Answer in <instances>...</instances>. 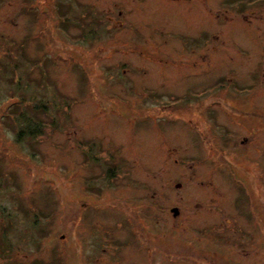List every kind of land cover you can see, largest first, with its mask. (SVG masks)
I'll list each match as a JSON object with an SVG mask.
<instances>
[{"label": "rangeland", "instance_id": "obj_1", "mask_svg": "<svg viewBox=\"0 0 264 264\" xmlns=\"http://www.w3.org/2000/svg\"><path fill=\"white\" fill-rule=\"evenodd\" d=\"M197 35L179 1L0 0V264H264V169L218 105L264 50Z\"/></svg>", "mask_w": 264, "mask_h": 264}, {"label": "flooded vegetation", "instance_id": "obj_2", "mask_svg": "<svg viewBox=\"0 0 264 264\" xmlns=\"http://www.w3.org/2000/svg\"><path fill=\"white\" fill-rule=\"evenodd\" d=\"M173 1H179V9L182 14L190 12L191 15L196 17L200 35L193 37V39L195 44L200 45L199 47L216 50H245L246 48L254 46L264 50V0ZM235 33H240L242 35L239 36L241 40L238 39ZM184 48L185 47H183V49ZM263 55L260 60L256 59L255 66L257 67L255 70H252L253 73L256 74L254 83L250 84L249 87L247 85H245V87L240 85V80L238 79L234 83L236 87L234 93L239 90L241 92V90L246 88L253 91L249 106L243 105L240 102L239 105L236 96L232 95L231 91L228 92V95H225L226 98L218 99V105H222L224 110L227 111L228 116L235 119L239 125L238 130H227L223 134H220V136L228 142H232V139H234L237 141L240 140L242 145L247 143L249 146L245 147V149H248V153L243 154V156L246 161L253 163L257 168H260L261 171L264 169V151L257 155L254 154L257 153L256 147H258L259 144V137L264 132V107L261 105L262 97L258 95L259 90L263 88L264 84ZM239 99V101H241L246 98L241 99L239 96ZM199 113L201 115L203 113L205 114L203 107H199ZM208 113L215 114V111ZM200 121L204 123L203 120ZM213 123L217 128L221 126V124L217 122L216 116H214ZM228 124H232V122L229 121ZM197 130L201 132L200 129L197 128ZM234 149L235 150L232 151L231 148H228V150L231 151L227 152L226 156L228 158H234L237 155L243 157L242 153L244 151H242V149L241 151L238 150L240 148ZM243 169L247 173L252 172V170L247 169V167ZM251 199L252 197L250 201H252Z\"/></svg>", "mask_w": 264, "mask_h": 264}, {"label": "trees", "instance_id": "obj_3", "mask_svg": "<svg viewBox=\"0 0 264 264\" xmlns=\"http://www.w3.org/2000/svg\"><path fill=\"white\" fill-rule=\"evenodd\" d=\"M30 121H31V119L30 120L28 119V129H27V131H29L32 134L38 133L40 131L41 127H42L41 126L42 122H36L35 123V121H31V124H30ZM32 125H36V128H31Z\"/></svg>", "mask_w": 264, "mask_h": 264}, {"label": "water", "instance_id": "obj_4", "mask_svg": "<svg viewBox=\"0 0 264 264\" xmlns=\"http://www.w3.org/2000/svg\"><path fill=\"white\" fill-rule=\"evenodd\" d=\"M173 211H174L175 214H177L178 209L177 208H173Z\"/></svg>", "mask_w": 264, "mask_h": 264}]
</instances>
